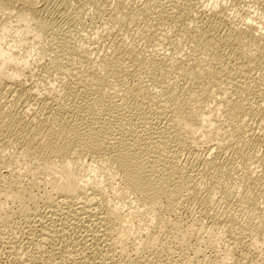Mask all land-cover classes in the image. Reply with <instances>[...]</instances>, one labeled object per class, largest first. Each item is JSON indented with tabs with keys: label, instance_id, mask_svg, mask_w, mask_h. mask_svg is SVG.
Wrapping results in <instances>:
<instances>
[{
	"label": "bare ground",
	"instance_id": "bare-ground-1",
	"mask_svg": "<svg viewBox=\"0 0 264 264\" xmlns=\"http://www.w3.org/2000/svg\"><path fill=\"white\" fill-rule=\"evenodd\" d=\"M36 1L0 0V31L31 33L23 58L0 46V264H264V132L245 123L264 116L259 24L197 0H116L86 41L39 19Z\"/></svg>",
	"mask_w": 264,
	"mask_h": 264
},
{
	"label": "rangeland",
	"instance_id": "rangeland-1",
	"mask_svg": "<svg viewBox=\"0 0 264 264\" xmlns=\"http://www.w3.org/2000/svg\"><path fill=\"white\" fill-rule=\"evenodd\" d=\"M59 0H37L36 1V3H37V7H38V9L40 10L38 13H37V16H38V18L39 19H41V20H44V21H47V22H49L52 26L51 27H53L54 29H58L57 31L58 32H64V33H66L67 35H69L71 38H73L74 36V38H76V36H77V38L80 36V38H78L79 40L81 39V37L84 39V40H86V38H87V36H89V35H92V34H94V33H100L103 29H104V22H105V19H106V16H107V11L109 10V8H111L112 7V5H113V3H115V1L116 0H104V1H106L105 3L103 2V4H104V6L106 7V12H104L102 15L100 14H98L97 15V13H96V10H95V6H94V4H93V2H87V1H85L84 2V0H72L71 1V6H70V4L67 6V7H61V6H59ZM109 3H108V2ZM135 1V3H137L138 1V3H140V2H142L143 0H134ZM199 3H198V2ZM196 1V5H197V7L199 8V9H201V10H203V8L205 9V10H208V8L210 9L211 7H216V8H214V9H219L220 8V6H221V8L223 7V9L226 11V13H229V15H231L232 17H233V19L235 20V23H238L239 25H243L242 23H244V22H246V21H251L252 22V20H254V22H252V23H255V22H257L256 24L259 26V27H261L260 28V30H262V32L264 33V0H197ZM137 3V4H138ZM92 4H93V6H92ZM107 4V5H106ZM112 4V5H111ZM219 4V5H218ZM200 5H201V8H200ZM70 6V7H69ZM207 8V9H206ZM95 10V11H94ZM95 12V13H94ZM105 16V17H104ZM230 16V17H231ZM249 18V19H248ZM76 19V20H75ZM79 21V22H78ZM0 22H1V19H0ZM74 22H75V25H74ZM242 22V23H241ZM77 24H80V25H78L77 26ZM263 24V25H262ZM17 26H18V22H15V21H13V20H10V22H8V25H7V27H6V31H7V33L6 34H3L1 31H0V46L4 49V50H7L8 51V49H9V51L10 52H17L18 54H20V58H23V57H25V55H29V54H26V51H27V46L29 45L28 44V42H30L31 41V39H28L26 36H28V37H30L31 36V33H29V31H30V29H28V28H26L27 26H23V27H19L18 29H17ZM73 26V27H72ZM75 26V27H74ZM133 29L132 30H130L129 31V33L131 32V34L134 32V29H135V26L134 27H132ZM61 31H60V30ZM77 30V31H76ZM101 30V31H100ZM16 31V32H15ZM163 37H164V35H162ZM85 37V38H84ZM16 38H26L27 40H26V42H27V44H25L24 46H20V47H18V48H15L14 47V40L16 39ZM109 39L107 38V37H105V36H103V39L101 40V38L99 39V41H98V43H100L99 45H98V43L95 45V44H91L93 47H91L90 46V48H95L96 49V46L98 47H100L101 49L103 48V47H106V45L108 44L109 45V41H108ZM86 41H88V40H86ZM105 41V42H104ZM140 42H142V41H140ZM102 44V45H101ZM107 45V46H108ZM95 46V47H94ZM93 51H94V49H93ZM27 59H26V63L24 64V69H28V68H31V67H33L34 66V63H33V61H32V59L31 58H28V57H26ZM47 61V60H45V59H40L39 60V62H37V70L39 71V73H41L42 72V66H41V64L44 62V61ZM260 67V66H259ZM259 67L257 68V67H255V68H252L251 69V74L253 75V76H255L257 79L256 80H258L259 82H260V84H259V82H257L256 80H255V82H257L258 84V87H260L261 86V92H263L264 93V62H263V64H262V69H259ZM257 68V69H256ZM10 69L11 70H15L16 69V66L14 65V64H12V65H10ZM253 70V71H252ZM43 73V72H42ZM260 76V77H259ZM256 84V83H255ZM260 85V86H259ZM263 88V89H262ZM264 95V94H263ZM263 95H261V96H263ZM255 105V106H254ZM256 105H257V103H254L253 104V108H255L256 107ZM260 107H258V110H260L259 109ZM260 119V120H259ZM245 123H246V125L248 126V128L250 127V128H252L254 131H253V133L254 134H259V135H261L263 132H264V116L263 117H257V115H256V117L253 115L251 118H249V119H246V121H245ZM261 126H262V128H261ZM261 128V129H260ZM257 132V133H256ZM263 144V143H262ZM261 143L260 144H258L257 145V147H256V149H257V151H258V153H262L263 151H264V144L262 145ZM85 161H87L88 162V160H85ZM89 163V162H88ZM87 164V163H86ZM92 164V165H91ZM88 165V167H90V169L95 165L94 163H89V164H87ZM235 165H237V163H235ZM87 167V166H86ZM95 168V167H94ZM95 170H96V172H98V169H97V167L95 168ZM103 173V174H101V173ZM262 173V174H261ZM106 174V173H105ZM104 172L102 171V170H99V172H98V176H97V173L96 174H94V179H102V178H104V180H106V176L104 177ZM259 174L262 176V181L264 180V170H263V172L262 171H260L259 172ZM230 181V180H229ZM229 181H227V183L229 182ZM231 181H232V184H231V182H229L228 183V185H229V187L230 188H227L225 185H227V183H225V185H223V186H221V187H223V188H225L226 187V189L228 190H230L231 188L233 189H231L230 191H231V193L233 192H235L234 194L236 195L237 193L236 192H239L237 195H238V197L242 194V192H244L245 191V189L240 185V186H238L236 183H237V181H235V179H231ZM233 181H235L234 183H233ZM263 183H264V181H263ZM262 183V184H263ZM113 185H116L115 183L113 184ZM227 185V186H228ZM218 186H220V184L218 185ZM236 186V190H238V191H236V190H234L235 187ZM239 188H238V187ZM201 187L203 188V185H201ZM200 188V187H199ZM202 188H200L201 190H202ZM220 188V187H219ZM241 189H243L244 191H242ZM253 189H255V188H252V190H251V188H249L248 190H249V196H252L253 194L254 195H256V196H254V197H257V195L258 194H260L259 192V190L256 188L255 190H254V193L252 192L253 191ZM247 190V191H248ZM251 191V192H250ZM241 192V193H240ZM255 192H256V194H255ZM251 193H252V195H251ZM233 194V195H234ZM244 194V193H243ZM264 193H262V194H260L261 195V201L263 202V204H262V202H261V204H260V200H259V204H260V206L261 207H263L264 206V195H263ZM236 195V196H237ZM263 195V196H262ZM235 196V197H236ZM259 196V195H258ZM113 198V200H112V202L113 203H123V205L125 206L124 208H128L129 207V209L130 208H133L134 207V202L133 203H131L132 202V199H124L123 201H120V200H117L118 198H116V200L114 199V197H112ZM131 198V197H130ZM127 200V201H126ZM188 201V200H187ZM183 201V203H182V206H181V212H185V214L187 215V216H189L188 218H192L193 216V219H194V221L197 223V222H199L198 220H199V218H200V212L198 211V206H197V204L196 203H194V202H191V201ZM128 202V203H127ZM190 202H191V204H190ZM233 203H231L232 204V207H234L235 206V204H238V205H236L235 206V208H228L229 210L231 209V211H233L234 209L236 210V211H239V212H236L235 210L232 212V213H234V214H238V215H240L239 213L240 212H242V211H244V212H242L241 214H243V215H240V217L242 218V217H244L245 218V220H247V219H251V218H255L254 216H255V214H254V212L251 210V208H250V205H248V204H245V203H241V206L240 207H238L240 204L237 202V201H232ZM127 203V204H126ZM185 203H187V204H185ZM188 203H189V205H188ZM195 204V205H194ZM245 204V205H244ZM192 205V206H191ZM244 205V206H243ZM246 205H247V207H246ZM196 206V207H195ZM218 206H220V207H218ZM217 206V209L219 210L222 206V208H224L225 209V207L227 206L225 203L224 204H222V203H220L219 205ZM231 206V205H230ZM228 207V206H227ZM226 207V208H227ZM245 207L247 208L246 210H243V209H245ZM183 208V209H182ZM197 208V209H196ZM239 208L241 209V210H239ZM189 209V210H188ZM233 209V210H232ZM192 210V211H191ZM193 210H194V212L196 213H194L193 212ZM223 209H220L219 211H222ZM189 212V213H188ZM247 212V214H244V213H246ZM250 212V213H249ZM188 213V214H187ZM191 214V215H190ZM194 214V215H193ZM253 216H252V215ZM252 217H251V216ZM191 216V217H190ZM249 216V217H248ZM248 217V218H247ZM244 218L242 219L243 221H244ZM247 218V219H246ZM139 219V220H138ZM135 220H136V222L135 221H133V223H131V225L133 224V225H135V223H136V225L135 226H138V225H141V223L142 222H144L140 217H138L137 219L135 218ZM139 222H138V221ZM141 220H142V222H141ZM204 224H206L207 223V221L206 220H204ZM143 224V223H142ZM130 226V228H131V230L132 231H134L133 229L134 228H136L135 226ZM202 226L204 227H202V229H201V232L203 233V234H206L205 233V231H209L208 230V226H204L203 225V223H202ZM206 228V229H205ZM138 229V227L135 229V230H137ZM203 230H204V232H203ZM134 232H136V231H134ZM261 235V234H260ZM219 236H220V234H219ZM262 236V235H261ZM261 236H258L257 238H258V243H260V240H261V245H262V243H263V241L262 240H264V237H261ZM260 238V239H259ZM263 238V239H262ZM222 241V242H221ZM221 242V243H220ZM224 242V240L223 239H220L219 241H218V245H220L222 248H224L225 246V243H223ZM224 244V245H223ZM263 245H264V243H263ZM224 246V247H223ZM263 251H264V246H263V249H262Z\"/></svg>",
	"mask_w": 264,
	"mask_h": 264
}]
</instances>
